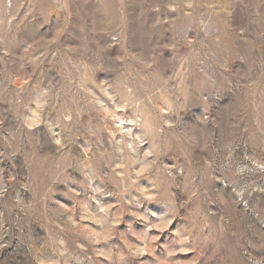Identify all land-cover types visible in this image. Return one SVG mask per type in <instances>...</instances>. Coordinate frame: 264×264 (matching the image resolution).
<instances>
[{
    "label": "rangeland",
    "instance_id": "374dc122",
    "mask_svg": "<svg viewBox=\"0 0 264 264\" xmlns=\"http://www.w3.org/2000/svg\"><path fill=\"white\" fill-rule=\"evenodd\" d=\"M0 264H264V0H0Z\"/></svg>",
    "mask_w": 264,
    "mask_h": 264
},
{
    "label": "bare ground",
    "instance_id": "6f19581e",
    "mask_svg": "<svg viewBox=\"0 0 264 264\" xmlns=\"http://www.w3.org/2000/svg\"><path fill=\"white\" fill-rule=\"evenodd\" d=\"M121 120V119H120ZM122 124H123V122H122Z\"/></svg>",
    "mask_w": 264,
    "mask_h": 264
}]
</instances>
